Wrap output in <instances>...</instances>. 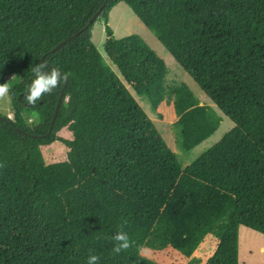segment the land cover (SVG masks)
Instances as JSON below:
<instances>
[{"label": "trees", "instance_id": "trees-1", "mask_svg": "<svg viewBox=\"0 0 264 264\" xmlns=\"http://www.w3.org/2000/svg\"><path fill=\"white\" fill-rule=\"evenodd\" d=\"M119 3L234 125L184 169L127 86L152 110L172 104L185 151L221 120L185 83L167 84L165 63L141 37H114L109 13ZM98 20L119 76L91 40ZM42 57L69 75L30 105ZM3 83L13 117L0 115V264H86L90 254L99 264H158L141 253L161 216L184 257L216 238L205 264H239V227L264 236V0H0ZM55 142L66 159L46 163L41 147ZM182 174L207 188L173 193ZM122 224L131 247L114 255Z\"/></svg>", "mask_w": 264, "mask_h": 264}, {"label": "rangeland", "instance_id": "rangeland-1", "mask_svg": "<svg viewBox=\"0 0 264 264\" xmlns=\"http://www.w3.org/2000/svg\"><path fill=\"white\" fill-rule=\"evenodd\" d=\"M109 27L113 31L116 39H121L128 35H138L165 63L168 75L167 84L174 86L178 83H185L197 96L199 106L211 107L219 116L221 122L218 129L205 141L189 151H185L181 146L180 131L176 124L177 117L174 113L172 104L162 103L155 110H152L148 103L138 98L129 86L127 88L134 96L143 111L152 120L155 127L161 134L167 146L176 154L181 168L198 158L206 149L218 142L222 135L233 128V123L224 117L210 102L205 98L196 84L173 60L165 48L157 39L139 22L131 10L123 3L116 5L109 13ZM91 40L102 55L111 69L118 75L115 67L108 61L103 51L105 33L102 21L98 20L92 28ZM119 76V75H118ZM11 77L8 78L10 80ZM0 115L12 118L11 106L8 97L0 99ZM25 120L32 124L34 120L24 115ZM59 135L64 139H69L70 134L63 130ZM41 153L46 163L62 162L66 159L67 149L60 142H55L50 146L41 147ZM193 188L206 189L203 183L192 179L186 175H180L173 193L183 195L187 190ZM239 242V264H264V236L245 227L238 228ZM217 246L214 236H206L203 242L191 257H184L179 252L172 249L168 234L166 219L161 216L155 223L151 236L147 240L141 255L158 264H205L207 259L212 256ZM195 258L198 263H191Z\"/></svg>", "mask_w": 264, "mask_h": 264}, {"label": "clouds", "instance_id": "clouds-1", "mask_svg": "<svg viewBox=\"0 0 264 264\" xmlns=\"http://www.w3.org/2000/svg\"><path fill=\"white\" fill-rule=\"evenodd\" d=\"M46 61L37 63L31 68L34 79L28 85L25 93V100L30 105H35L46 94H51L57 89L62 82H67V73H62L59 68H49ZM10 89L7 83L0 84V99L8 97ZM2 166V165H0ZM126 223V221H125ZM124 225L111 236L114 241L112 253L119 255L121 252L127 251L131 247V241L127 232L123 231ZM100 257L96 254H90L86 264H99Z\"/></svg>", "mask_w": 264, "mask_h": 264}, {"label": "water", "instance_id": "water-1", "mask_svg": "<svg viewBox=\"0 0 264 264\" xmlns=\"http://www.w3.org/2000/svg\"><path fill=\"white\" fill-rule=\"evenodd\" d=\"M100 11H101V9H99L98 12H97V13L91 18V20H90L89 23H88V26L91 25V24H93L94 20L98 17V14H99ZM75 35H77V34H75ZM75 35H74V36H75ZM63 43H64V42H61V43H59L58 45H56V46L51 50V52H54L55 50H57V49H58ZM41 61H42V62L44 61L43 57L41 58ZM61 99H62V94H60V96H59V98H58V101H57V104H56V108H55V111H54V116H53V119H52V121H51V123H50V129L52 128L53 123H54V120H55V118H56V115H57V112H58V108H59V105H60ZM18 131H19V130H18Z\"/></svg>", "mask_w": 264, "mask_h": 264}]
</instances>
